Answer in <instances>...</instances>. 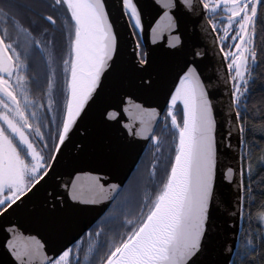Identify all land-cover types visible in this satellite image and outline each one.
Here are the masks:
<instances>
[{"label": "snow or ice", "instance_id": "snow-or-ice-1", "mask_svg": "<svg viewBox=\"0 0 264 264\" xmlns=\"http://www.w3.org/2000/svg\"><path fill=\"white\" fill-rule=\"evenodd\" d=\"M157 2L169 9L162 17L168 21L164 29L176 28L170 14L171 9L179 7L175 0ZM183 3L192 9L193 0ZM201 3L213 15L221 10L227 13L221 52L229 61L231 96L238 106L241 97L251 91L250 80L259 66L256 38L258 25L264 32L261 14L264 0H201ZM122 4L125 14L134 20L132 26L142 29L137 5L133 0H122ZM42 22H47L46 26L36 34ZM210 23L215 30V22ZM230 31H235L231 39L236 43L227 45L229 50L225 51L223 40ZM56 32L63 33L66 39L59 54ZM169 43L176 47L181 43L180 37H173ZM116 51L117 34L105 0H52L47 4L36 0H0V214H6L14 205L19 207L17 202L23 203L22 198L26 200L49 175L61 146L86 106L98 95L102 77L114 68ZM147 62L141 55L139 63ZM181 72L165 118L171 120L174 155L165 158L164 176L160 179H157L159 161L153 160L150 176L156 182L154 193L145 194L138 203L133 190H129L116 203L121 196L120 186H106L99 177L86 187L73 181L69 188L75 202H113L108 216L120 221L119 228L123 231L111 229L113 235L105 241L107 249L100 264H201L213 216L217 121L197 67L185 65ZM41 86L43 91L37 96L34 89ZM142 112L147 113L149 121L158 115L155 109ZM116 115L108 113L109 119H115ZM236 118L243 136L244 118L239 111ZM140 119L143 127L135 135L154 131L143 115ZM150 139L163 155L161 137L152 135ZM248 170H252L251 163ZM232 177L233 169L229 168V180ZM257 216L264 223V211ZM102 231L99 229L95 235L99 237ZM31 239L34 244L24 248L17 245L15 235L7 242L20 264H31L38 257L45 264H72L70 248L57 258H49L43 251L44 245L34 237ZM247 245L246 255L252 257L247 264H256L257 258L264 264V232L258 238L250 236ZM96 247H89L86 261L95 255Z\"/></svg>", "mask_w": 264, "mask_h": 264}, {"label": "water", "instance_id": "water-1", "mask_svg": "<svg viewBox=\"0 0 264 264\" xmlns=\"http://www.w3.org/2000/svg\"><path fill=\"white\" fill-rule=\"evenodd\" d=\"M133 2L141 13L142 29L132 26L134 20L125 14L122 0H105L117 34L114 68L102 77L98 95L61 146L49 175L26 200L22 198L23 203L17 202L19 207L14 205L0 214V264H20L7 247L14 235L20 248L34 244L33 237L39 240L49 258H57L80 241L113 202L72 201V182L86 187L99 177L106 186L117 184L120 191L123 189L168 108L185 65L197 67L217 121L213 216L201 264H232L243 215V142L231 96L232 81L217 35L201 0H193L192 9L185 7L183 0H175L179 7L171 9L170 14L177 27L171 30L164 29L168 21L162 19L169 9L157 0ZM175 36L181 43L172 47L169 41ZM141 49L148 61L143 65L139 63ZM152 109L158 115L149 121L142 110ZM109 112L117 113L116 118L109 119ZM141 115L154 131L138 136L134 133L143 127ZM229 168L233 169L231 180ZM24 260L27 262L28 257ZM31 264L45 262L38 257Z\"/></svg>", "mask_w": 264, "mask_h": 264}, {"label": "trees", "instance_id": "trees-1", "mask_svg": "<svg viewBox=\"0 0 264 264\" xmlns=\"http://www.w3.org/2000/svg\"><path fill=\"white\" fill-rule=\"evenodd\" d=\"M259 38L261 47L258 62L260 75L253 83L252 98H247L246 102L243 103L247 112L244 123L245 132L242 136L243 215L238 247L232 264H247V260L252 259L250 255H246V251L248 250L247 239L250 236L258 238L261 232H263V228L257 219V213L264 210V206H262L264 205V182H262L264 181V165L261 161L264 154V32L259 33ZM140 51L142 52V49ZM166 124L167 127L165 128L162 127L163 124L158 125L156 129L157 136L161 137L165 129H171V126L167 122ZM169 138L170 142L168 143L166 155L164 152L162 155L160 151H157L154 142L151 140L135 171L120 191L121 196L116 203H119L120 199H123L129 190H133L135 200L138 203L143 201L145 194L152 195L154 193L156 182L150 176L153 160L159 161L157 179H160L164 176V165L167 163L165 158L174 155V142L171 133ZM250 163L252 165L251 172L248 170ZM112 207L113 203L80 241L71 248V256L74 255L80 261V264H100V258L107 249L105 241L113 235L111 229L123 231L122 228H119L120 221H113L108 216L109 210ZM122 219L123 217L121 216L120 220L122 221ZM99 229H103V231L97 237L95 233ZM91 245L97 246L94 248L95 255L90 256L89 260L86 261L85 254ZM256 264H260L259 258L256 259Z\"/></svg>", "mask_w": 264, "mask_h": 264}, {"label": "flooded vegetation", "instance_id": "flooded-vegetation-1", "mask_svg": "<svg viewBox=\"0 0 264 264\" xmlns=\"http://www.w3.org/2000/svg\"><path fill=\"white\" fill-rule=\"evenodd\" d=\"M37 3H44V4H47V3H51L52 0H36ZM47 14V13H46ZM261 14L264 15V8L261 9ZM59 15V14H58ZM207 17H208V20L209 22L210 21H214L215 24H216V29L214 30L216 35H217V38H218V42H219V45H220V48H221V37L224 36V32H223V29L224 27L227 25V13L223 12L222 10L221 11H218L215 15H213L212 12L210 11H207ZM46 23L47 22H42L41 26L39 28H37L36 30V34H38L39 32H41L43 30V27L46 26ZM211 24V23H210ZM27 26V25H26ZM257 32H258V35H257V38H256V45H257V51L258 53L260 54V38H259V33H263V32H260V27L258 25V28H257ZM235 35V31H230L229 34H228V37L225 38L223 40V44L225 45V51H228L229 49L227 48V45H234L236 43V41H233L231 39V37ZM56 37L57 38H61V40H64L65 39V36L63 33L61 32H56ZM56 38V39H57ZM234 50V49H233ZM60 52H57V54H59ZM141 55H143V52L142 54L140 53V57ZM44 62L46 63V57L44 59ZM227 64H228V60H226ZM259 62V55H258V61L257 63ZM35 67V65H33ZM259 66L256 67L255 69V72L253 73L252 75V79L250 80V88H251V91L248 92L245 96H242L241 99H240V103L239 105L237 106L235 104V107H236V112L239 111L242 115V117L244 118V123L246 121V116H247V112H246V107L243 106V103L246 102L247 98L251 99L252 98V90H253V83L256 81L257 77L260 75V72H259ZM34 91L36 92V95L39 96L42 91H43V86H41V88L39 90H36L34 89ZM45 104L47 103L46 99L43 101ZM166 111V110H165ZM164 116L162 115L159 123L157 124L156 126V129L158 127L159 124H163L162 127L165 128V125H166V122L169 124V126H171V120H170V117L167 118V120L165 119L166 116H167V111L163 113ZM180 115V118L182 119V113L180 111L179 113ZM49 116H51V114H49ZM240 123V122H239ZM156 129L154 131V134L153 135H156L157 136V133H156ZM169 128L165 129V131L163 132V135H161V139H162V153L164 152V154L166 155L167 152H168V143L170 142V133H169ZM45 132H47V129H45ZM151 142V141H150ZM149 142V144H150ZM49 143L51 144V141H49ZM148 144V146H149ZM145 153V152H144ZM143 156V155H142ZM164 159V158H163ZM141 160V159H140ZM161 168V167H160ZM163 169V168H161ZM74 256V255H73ZM71 256V261H72V264H76V257L74 256Z\"/></svg>", "mask_w": 264, "mask_h": 264}, {"label": "rangeland", "instance_id": "rangeland-1", "mask_svg": "<svg viewBox=\"0 0 264 264\" xmlns=\"http://www.w3.org/2000/svg\"><path fill=\"white\" fill-rule=\"evenodd\" d=\"M223 12H224V11H223ZM56 38H57V37H56ZM65 45H66V39L61 40V38H60V39L57 38V39H56V52H61V51L65 48ZM261 161H262V164L264 165V154H263V157H262ZM263 211H264V210H263ZM257 219H258L260 225L262 226V228H263V232H264V223H262V222L260 221L259 217H257Z\"/></svg>", "mask_w": 264, "mask_h": 264}, {"label": "bare ground", "instance_id": "bare-ground-1", "mask_svg": "<svg viewBox=\"0 0 264 264\" xmlns=\"http://www.w3.org/2000/svg\"><path fill=\"white\" fill-rule=\"evenodd\" d=\"M179 83V82H178ZM182 106V105H181Z\"/></svg>", "mask_w": 264, "mask_h": 264}]
</instances>
